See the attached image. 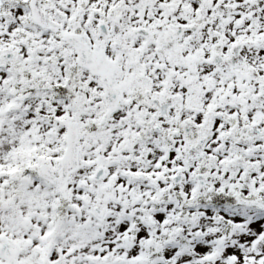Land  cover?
<instances>
[{"label": "snow or ice", "instance_id": "snow-or-ice-1", "mask_svg": "<svg viewBox=\"0 0 264 264\" xmlns=\"http://www.w3.org/2000/svg\"><path fill=\"white\" fill-rule=\"evenodd\" d=\"M0 264H264V0H0Z\"/></svg>", "mask_w": 264, "mask_h": 264}]
</instances>
